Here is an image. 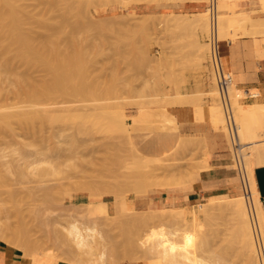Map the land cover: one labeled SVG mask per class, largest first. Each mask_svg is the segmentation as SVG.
Wrapping results in <instances>:
<instances>
[{
  "label": "rangeland",
  "instance_id": "obj_1",
  "mask_svg": "<svg viewBox=\"0 0 264 264\" xmlns=\"http://www.w3.org/2000/svg\"><path fill=\"white\" fill-rule=\"evenodd\" d=\"M26 1L27 2L23 1L25 2V6L22 3V7H25V9L27 7V11L29 9V12L31 13H39L38 17L41 15L43 17V15L48 13L46 17L49 16L50 23V17H53L54 26H52V23L48 26L50 23L44 21L47 23L46 26L53 28V33L55 31L57 32V29L62 30L58 32L60 35L57 33L54 35V37H56L54 40L58 39L57 42L59 41V43H61V46L56 47L60 48L57 49V51L59 55L62 54L65 56L64 53L67 52L65 50L68 48L70 54H68L67 58L69 60L70 58L72 59L70 61L67 60V58H65V61L58 60L61 65L65 64L62 68L68 67V69L71 70L70 73H72V68L74 66L75 68H79L76 66H79L80 64L84 65V67L86 66V77L84 75H82L84 78L81 77L85 82V85H83L84 83L82 82L83 89L84 86H87V83L91 84L88 86L94 88L90 92L85 91L86 94L84 92L82 93L83 89L80 90V92H74L73 90L75 88L73 90L71 89V91L65 89L64 92V88L66 87L64 84L65 87L62 89L63 94L60 93L55 96L53 94V105L58 108V111H56L57 109L53 106L55 112L53 111L54 125L51 124L52 128L50 127L51 125L43 124L46 123L45 121H47V119H44V122L40 120L43 122V125H41V123L40 125H35L37 120L34 122L35 124L32 123L34 124L33 126L31 122H29L28 125L27 123H20L19 121L22 120L21 122H23L24 118L20 119V116L15 117L13 115L17 116L20 111H25L27 109L32 110L35 107L32 108L31 106H26L28 104L25 102L24 97L26 96L25 92L27 91V88H24L23 86L22 90L21 86L17 87L19 86L18 82H20L23 77L30 76L29 78H31V81H35L34 83H36L41 79H46V76L48 75H46L47 73H44L45 71L43 68L41 69V67H37V69H35V67H33L34 69H31V67L27 68V64L22 60H15V62L11 64L13 67L10 66L8 68L9 70L7 69L8 71H6V68L2 66V61H0V76H6L5 78L0 77V113L6 114V111H8L7 114L12 116L10 118V120L12 119L10 126L3 124V126L1 125L0 127V226L3 231L0 230V237L7 241L11 240L12 243L19 244L21 247L20 239H16V242H14V238H16L17 235H14L13 237L14 241H12L11 238L15 233L12 229L18 230L21 226L20 224H23L26 226V229L28 228L27 231L29 235L27 234V236H29V238L28 240L26 238L27 243H23L24 239L22 238L23 240L21 243L30 252L32 251V255L40 254L51 258H57L59 260L69 261L74 264H117L127 261L140 262L142 264H193L190 259H196L203 264L250 263L252 253L250 254L249 250L245 252L242 245H240L237 222L232 215L234 203L237 199H246V194L248 195V189L246 190L243 185L246 173L242 171V174H238V170L235 169L237 167L235 165L237 161L236 159L240 157L239 160H241V158L245 156L243 153L246 151L240 153L238 150L240 145L235 148L232 146L231 140H229L230 137L228 136L229 133L227 132L228 128H226L227 123L225 116L224 125H222L223 127H216L210 122L205 108L215 103L212 100V94L209 92L212 89L213 84L214 86L216 85L215 74H212L214 77L211 76L214 79L210 78L212 73L210 70L213 71L210 62L211 53L209 52V49H206V52L204 51L205 58L202 59L199 58L200 56H204L202 52L200 54H194L198 47L200 49L201 45L210 42L209 35L211 36V32H209L208 35L203 34L204 36L201 35V33H203L201 28V32H198L197 35L194 33L195 36L192 32L190 33L189 29H182L183 31L179 30L180 33L177 32L178 30L164 32L163 29L159 30L160 28L156 25L157 29H154L155 27L153 24V27L151 24L147 27L149 30L145 27L137 28L138 26L135 27L134 25V28H131L132 24L129 26L128 24L130 22H127L128 19L131 18L130 16H132V18L136 16L137 18H140L144 15L152 16V19L151 17L149 18L151 20H156L159 17L156 15H160V13H136L134 10L130 9V7L135 4L127 8H122L118 12L111 13L106 12L104 9H99L97 0H91V2L90 0H83L82 2L80 0ZM111 1L122 7V2L125 0ZM205 1L208 2L209 0ZM53 2H56V4L54 5ZM28 4L30 5L28 6ZM71 5H76L75 7L77 9L73 7L75 8L73 10L74 12L71 11L73 9L71 8ZM78 9L81 12H78ZM48 10H50V13ZM75 10L78 13L75 12ZM256 11L257 9H253L252 12ZM123 17L128 18L125 19ZM207 17L211 18L210 13H208ZM47 19L48 18L45 20ZM208 20L211 22V19ZM30 23V25H34L33 21ZM43 26L44 28H47L45 24ZM39 27L40 29H37L38 35L36 34L37 39H41L48 33V31L50 32V29L52 33V28L47 29L48 31L46 33V29L44 32L43 29L41 30L43 27L41 25ZM230 27L231 29H229V31L232 32V34H237L234 35V40L239 37H246L252 41L254 36L264 37V33H258L259 35L248 33L243 36L240 34V36L238 34L240 31L236 26ZM111 31H113V34H111ZM56 34L60 37L57 38L58 36ZM137 34H139V36ZM101 36L102 38H100ZM206 36L208 37L206 38ZM196 38L198 39L197 42ZM128 40H130V42ZM106 41L109 44L108 46ZM179 41L181 43L186 42L185 44L188 45L186 46L183 43V46ZM73 42L76 44H73ZM195 42H199L198 44L200 46H197ZM101 43L102 45H100ZM221 43L220 46L223 53L225 45ZM58 44L56 43L55 45ZM175 44L176 46H174ZM105 45L106 47H104ZM207 45L202 47L204 48L203 50H205L206 47L209 48L210 45ZM77 46H79L78 50L76 48ZM182 46L184 48H182ZM96 49L101 51H97ZM185 49L186 52H184ZM70 50H72V52ZM79 50L80 55L78 53ZM83 50L86 52L83 53L84 55L82 56L81 54ZM255 52V55L259 57L260 50L256 51L255 49ZM206 53L209 54L208 57H206ZM71 54H74V57H72ZM70 55L71 57L69 58ZM172 55L176 59H174ZM75 60H79L80 64L77 65ZM58 61L56 62L58 63ZM63 61L66 62L67 65L66 63H63ZM81 61L83 63H81ZM84 61H86V63L88 62L89 65H85ZM174 61L177 62L174 63ZM243 61L249 63V61L258 62L259 60ZM54 62L55 60L53 63ZM57 63L56 65H53L58 68L60 64L57 66ZM197 64L199 65L197 66ZM84 67L81 66V69ZM68 69H65L64 71L66 72ZM12 70H14L13 74L10 72ZM228 70L233 73L234 84L236 81L235 72L232 69ZM247 70H250V67ZM254 70H256V68H254ZM76 71L79 72L78 69ZM65 72H62V74L64 75ZM70 73L68 75H70ZM73 73L75 74V72ZM20 76L23 77L21 78ZM75 76H77V74L71 75L73 79ZM65 77H67V75ZM71 77H69V79H71ZM79 77L80 76H78V79L76 77V79L79 80ZM18 78H20V81H17ZM130 78L132 80L131 83ZM133 78H135V80ZM53 79H55V77ZM73 79L71 80V82L73 81V87L74 85L75 87L79 86L81 80L76 82L77 80L75 81V79ZM26 80L28 79L25 78V81ZM213 80H215V82ZM28 81H30V79ZM54 81L55 80H53V82ZM251 81L252 80L237 84V87L242 89V92H245V94L242 93L240 95L241 97H238L239 102L243 104L250 102H264L262 90L256 88L255 85L250 84ZM21 83L24 82L21 81L20 85H25ZM25 83V86H27V81ZM121 83L123 85H121ZM67 84L71 86L70 80L66 85ZM215 87H217V85ZM24 89L26 91H24ZM77 89L79 88L77 87ZM66 90L68 91L67 93ZM17 92H20L21 95ZM250 92L257 93V95L251 97V95H249ZM22 93L25 94V96ZM72 93L74 95L77 94V97ZM143 94H145V96H143ZM19 95L20 98L18 97ZM178 96H187L186 98L189 99H177ZM151 99H153V101ZM54 101L55 103L57 102V104H54ZM220 104L223 109L221 99ZM105 105L108 106L105 107ZM186 105L193 106L196 113V119H207L211 123L213 130L226 142V146L231 155V161L228 167L235 172L233 178L234 189H231L227 193L213 194L215 197L219 198L220 207L218 205L212 213H206L205 216H199V219L197 218L198 220H195L196 218H194L193 220L195 221L191 220L188 222L187 219L190 218V216L184 217L181 212V207L163 206L155 208L154 206H148L145 208H135L139 214L136 215L137 213L134 214L132 209L129 210L134 205L133 197L146 194L156 188L171 187H159L156 186V184L169 183L174 176H178L179 179H181L180 177H183L189 180L191 173L207 168L206 155L204 154L208 153L209 150L204 139L188 137L181 139L177 147L172 148L169 153L162 157H147L139 152L133 145L132 141L127 139L125 135L120 132L117 124L114 122L115 118L121 115V113L123 115L125 113L126 116H124L126 117V121L128 125H130L129 120L132 115L143 109L175 110ZM66 106L71 108H64ZM232 106L234 107L233 112L236 114L237 109L234 105ZM65 109L73 110L64 112ZM78 114H81L79 118L77 117L79 116ZM75 116L78 118L77 120H79L81 116L83 120L84 116V120L87 119V121L85 120L86 122H81V119V121H77L75 120ZM17 118H19V120ZM40 121L37 122L39 123ZM260 138H264V133H261ZM230 148H233V152ZM235 149H237V155ZM257 163V161L254 162L256 166L255 174L258 168L264 167L257 166ZM183 180L185 182L180 180L181 183L179 185L186 183V180ZM208 198L209 196L204 197L202 200L193 203L190 207H198V204L201 203L203 205L207 204L209 203ZM262 201L264 202V198ZM92 202H96V204H94L97 207L99 203H102L101 205L105 208H102V206L99 205L100 208L98 209ZM174 211L177 213L176 215L172 213ZM140 212H142L145 218V225L143 224L144 222H142V225L140 224L142 219L140 217L139 220V216L141 215ZM178 213L180 214V217L178 216ZM207 214L210 217H208ZM134 217H138L137 220L140 222L137 220L135 222H133L134 220L130 221ZM5 223L6 225L8 224L5 226L6 229L4 228ZM73 223H76V225L84 229L91 228L97 233L99 243L96 241L93 244L95 246H93L92 252V249H88L90 252L83 253L84 250L78 248L76 242L73 243L74 241L70 239L69 229H71ZM2 224L4 225L2 226ZM138 224H140V227ZM134 225L138 227H135ZM7 227H11V229L7 230ZM141 232L143 233L141 234ZM146 236H149L148 239ZM133 237L139 241H136ZM19 238L21 237L19 236ZM128 241H130V243ZM176 241L178 242L177 246L172 247L175 256L172 258H170L169 255L165 256V253L163 252L165 246ZM255 241L254 245L257 246L255 248L258 249L259 246ZM143 242L144 244L146 243L145 246ZM123 243L125 245H123ZM116 246H119L117 250L115 249ZM263 246L264 244L261 248H263ZM138 247L140 249L144 248V250H140ZM120 248L121 253L119 250ZM85 250L87 251V249ZM29 251L25 252V256L28 255L27 258L32 256H29ZM103 252H105L104 262L100 261ZM112 254H118L120 256L113 257ZM79 255L83 256L82 260H80ZM260 263L261 262H259V264Z\"/></svg>",
  "mask_w": 264,
  "mask_h": 264
},
{
  "label": "bare ground",
  "instance_id": "obj_2",
  "mask_svg": "<svg viewBox=\"0 0 264 264\" xmlns=\"http://www.w3.org/2000/svg\"><path fill=\"white\" fill-rule=\"evenodd\" d=\"M23 1H25V2H27L26 0H0V61H2V66L4 67V68H6L5 70L6 71H8L9 69V67L11 66V64H13L14 62H15V60H22L23 62H25V64H27V68L29 67H31V69L33 68V67H35V69H37V67L38 68H40L41 67V69L43 68L44 69V73L46 74V75H48V76H46L45 78L46 79H41L42 80V82H41V80L40 81H37L38 83H39V85H38V83L36 84V83H34L33 81H31V78H29V77H25L26 79H30V81H28V80H26L27 81V86H25L26 85V81H25V78L23 77V76H20L21 78H22V82H24V83H21V84H25V85H20V78H18V80L17 81H20V82H18L19 83V86H17V87H20L21 86V89L23 90V86H24V88L26 87L27 89V91L24 89V91H26L25 93H26V96H25V94H23L25 97V102H27V104L28 105H26V106H31L32 108H34V109H32V110H25V111H20V113L19 114H17V116L16 115H13V116H15V117H19L20 116V119H23L24 121H27V122H21L22 120H20L19 122L20 123H24V124H26L27 123V125H28V123L29 122H31V124L32 123H34L36 120L37 121H40V120H46L47 119V121H45L46 123H43L42 121H40L39 123L36 121L34 124L35 125H40V123H41V125H51V124H53L54 125V122H53V111H54V109H53V94H54V96L55 95H57V94H60V93H62L63 94V92H62V89H63V87H65L64 88V92H65V89H68L69 91H71V89L73 90L74 88L75 89H77V87L79 88V89H77V90H73L74 92H76L77 93V91H79L80 92V90H82L83 89V85H85V82H84V79H81V77H82V75H84L85 76V73L87 72H85V67H84V65H81L80 63H79V60L77 61V60H75V62H76V64L77 65H79V66H76V67H79V68H75V66L72 68L73 69V72H75V74L73 73H70V69H68V67L67 66H65V67H67V68H62V66H64L65 64H63V65H61L60 64V61H58V60H66L65 58H67L68 57V54H70L69 53V51H68V48H66V50L65 51H67V52H62V53H64L65 54V56H63L62 54H61V50L59 51L60 52V54L63 56V58H62V56L61 55H59V53H58V51H57V49H60V48H56V47H59V46H61V43H59V41L57 42V40H54L56 37H54V35H55V33H57L58 35H60L58 32H60V31H62V30H58L57 29V32L55 31L54 33H53V28L52 27H48V26H50L51 25V23L53 24V17H50L51 18V23L49 22V16H47L46 17V15L48 14L47 12V14L46 15H43V17H42V15L40 16V17H38V15H39V13H37V14H35V13H31V12H29L30 10L28 9V11H27V7H26V9H25V7L23 8L22 6L24 5V3L25 2H23ZM29 1V0H28ZM33 1V0H32ZM35 1V0H34ZM50 1V0H49ZM53 1H56V0H53ZM63 1H66V0H63ZM72 1V0H71ZM81 2L83 1V0H80ZM85 1V0H84ZM89 1V0H88ZM144 2L145 0H125L124 2H122L123 4H122V7L121 8H127V7H129V6H132L133 4H137V3H140V2ZM154 1V0H153ZM175 1H179V0H175ZM30 2H31V0H30ZM68 2V1H67ZM80 2V3H81ZM90 2H91V0H90ZM142 2V3H143ZM261 5H262V7H264V0H261ZM22 3H23V5H22ZM37 3V2H36ZM40 3V2H39ZM59 3H61V2H59ZM70 3V2H69ZM68 3V4H69ZM30 4H32V3H30ZM30 4H28V6L30 5ZM47 4V3H46ZM53 4L55 5L56 4V2H53ZM62 4V3H61ZM65 4V3H64ZM33 5V4H32ZM31 5V6H32ZM35 5V4H34ZM59 5V4H58ZM63 5V4H62ZM61 5V6H62ZM66 5V4H65ZM64 5V6H65ZM82 5V4H81ZM80 5V6H81ZM88 5V4H87ZM25 6V5H24ZM63 6V7H64ZM76 6V5H75ZM75 6H72L71 5V8H73V7H75ZM78 6V5H77ZM79 6V7H80ZM35 7H37V6H35ZM78 7V8H79ZM50 8V7H49ZM55 8V7H54ZM65 8V7H64ZM70 8V7H69ZM76 8V7H75ZM75 8H73L71 11H73ZM77 9V8H76ZM34 10H35V8H34ZM45 10H46V8H45ZM52 10V9H51ZM82 10V9H81ZM86 10V9H85ZM133 10V9H132ZM49 11V13H50V10H48ZM54 11V10H53ZM64 11V10H63ZM68 11V10H67ZM80 10L78 9V12H79ZM208 11V12H207ZM207 11H204V12H201V13H198V14H176V13H170V14H160V15H156V16H159L157 19H156V17H155V19L156 20H151L152 19V16H141L140 18H137V16L136 17H133L132 18V16H130L131 18H129L128 19V21L127 22H130L128 25L130 26L131 24H132V27L131 28H134L133 27V25L136 27V26H138L137 28H142V27H145L146 29H148L147 27H149V25L151 24V26L153 27V25H154V29H157L156 28V26L157 27H159L160 29L159 30H161V29H163L164 30V32L165 31H168L169 32V30H170V32H173V30H178L177 32H179L180 33V31L179 30H182V29H189L190 30V33L192 32L193 33V35L195 36V34L197 35V33L198 32H203V33H201V35H208L209 34V32H211L212 31V23L210 22V20H208V19H211V18H208L207 17V15H208V13H210V11H209V9L207 10ZM231 11H234V12H231ZM247 10H243V11H236L235 10V8H234V4L232 3V2H230L229 4H221V3H218V0H217V23H216V30H217V37H218V40L219 41H221V40H223V39H226V38H231V39H235V36L234 35H237V34H232V32H230L229 31V29H231V27L230 26H236V28H238L239 29V31L240 32H238V34L240 35H246V34H248V33H251V34H254V35H259L258 33H264V16H253L252 15V13H249V15L248 16H242V17H239V18H237V17H234L233 15L234 14H238V13H245ZM74 12V11H73ZM75 12H77L76 10H75ZM77 12V13H78ZM81 12V11H80ZM257 12V11H256ZM72 13V12H71ZM35 14V15H34ZM52 14V13H51ZM57 14V13H56ZM37 15V16H36ZM132 15V14H131ZM203 16V18H202V16ZM51 16V15H50ZM53 16V15H52ZM64 16V15H63ZM139 16V15H138ZM192 16V17H191ZM197 16V17H196ZM200 16V17H199ZM44 18V19H42V18ZM69 17V16H68ZM149 17H151V19L149 18ZM46 18H48L47 20H45ZM123 18H128V17H123ZM67 19V18H66ZM69 19V18H68ZM153 19H154V16H153ZM31 21H33V23H34V25H30L31 23ZM48 22V23H50V24H48V26H46L47 25V23H45V22ZM37 25V27H36V25ZM45 24V26L47 27V28H44V25ZM56 24V23H55ZM64 24V23H63ZM153 24V25H152ZM233 24V25H232ZM42 26L43 28H41V30L43 29V31L45 32V29H46V33H47V29H49V28H52V33H51V29H50V32L48 31V33L47 34H45L41 39H37L36 38V34H37V32H38V30L37 29H40V27L39 26ZM58 25V24H57ZM74 25H75V23H74ZM93 25V24H92ZM156 25V26H155ZM230 25V26H229ZM52 26H54V24L52 25ZM150 26V27H151ZM88 27V26H87ZM74 28V27H73ZM93 28V27H92ZM110 28V27H109ZM200 28H201V31H200ZM232 29H235V28H232ZM56 30V29H55ZM74 30V29H73ZM108 30H110V29H108ZM107 30V31H108ZM149 30V29H148ZM188 30V31H189ZM191 30H193V31H191ZM67 31H69V30H67ZM103 31V30H102ZM139 31V30H138ZM183 31V30H182ZM185 31V30H184ZM231 31H233V30H231ZM98 32V31H97ZM100 32V31H99ZM113 31H111V34H113L112 33ZM67 33V32H66ZM65 33V34H66ZM92 33V32H91ZM96 33V32H95ZM103 33H105V32H103ZM108 33V32H107ZM181 33H183V32H181ZM195 33V34H194ZM237 33V32H236ZM56 34V35H57ZM64 34V35H65ZM93 34V33H92ZM172 34V33H171ZM188 34H189V32H188ZM38 35V34H37ZM57 35V36H58ZM86 35V34H85ZM108 35V34H107ZM138 36H139V34H137ZM184 35V34H183ZM203 35V36H204ZM240 35V36H241ZM176 36H177V34H176ZM186 36V35H185ZM191 36H192V34H191ZM193 36V37H194ZM54 37V38H53ZM60 36H58L57 38H59ZM189 37V36H188ZM208 36H206V38H207ZM237 37V36H236ZM72 38V37H71ZM100 38H102V36L100 37ZM132 38V37H131ZM135 38V37H134ZM181 38V37H180ZM209 38H210V35H209ZM208 38V39H209ZM187 39V38H186ZM192 39V38H191ZM190 39V40H191ZM53 40H54V42H53ZM72 40V39H71ZM73 40H74V38H73ZM81 40V39H80ZM101 40V39H100ZM131 40V39H130ZM130 40H128L129 42H130ZM137 40V39H136ZM180 40V39H179ZM210 40V39H209ZM70 41V40H69ZM82 41V40H81ZM186 41V40H185ZM198 41V39L196 38V42ZM201 41V40H200ZM77 42H78V40H77ZM84 42V41H83ZM87 42V41H86ZM85 42V43H86ZM101 42V41H100ZM105 42V41H104ZM128 42V43H129ZM168 42H170V41H168ZM173 42V41H172ZM180 42V41H179ZM183 42V41H182ZM195 42V43H196ZM208 42V41H207ZM58 44V45H55V44ZM106 43H107V41H106ZM178 43V42H177ZM181 43V42H180ZM184 44L186 43V42H183ZM183 43H181V45H183L184 46V44ZM199 43V42H198ZM198 43H196V45L197 46H200ZM210 43V42H209ZM209 43H207V44H209ZM71 44H72V42H71ZM73 44H76V43H74L73 42ZM82 44V43H81ZM135 44H136V42H135ZM172 44H174V43H172ZM179 44V43H178ZM202 44V43H201ZM206 43L205 44H203V45H201L200 46V49H199V47H198V49H197V51H196V53H194V54H200L201 52H202V54L204 55V56H200V55H198V56H200L199 58H205V52H206V49H209L210 50V44L209 45H207ZM54 45H55V47H54ZM100 45H102V43L100 44ZM109 44L107 43V46H108ZM129 45H130V43H129ZM186 45V44H185ZM188 45V44H187ZM186 45V46H187ZM191 45H193V44H191ZM204 45L206 46H209V48H205V50H203L204 48H202V47H204ZM69 46H70V44H69ZM131 46V45H130ZM129 46V47H130ZM174 46H176V44L174 45ZM182 46V48H184ZM194 46H195V44H194ZM197 46H196V48H197ZM72 47V46H71ZM74 47H75V45H74ZM78 47L79 46H77L76 48H77V50H78ZM81 47V46H80ZM100 47V46H99ZM98 47V48H99ZM104 47H106V45L104 46ZM134 47H135V45H134ZM181 47V46H180ZM75 48V49H76ZM138 48V47H137ZM171 48V47H170ZM195 48V47H194ZM196 48H195V50H196ZM56 49V50H55ZM63 49H65V48H63ZM85 49V48H84ZM100 49V48H99ZM98 49V50H99ZM105 49V48H104ZM109 49V48H108ZM173 49V48H172ZM190 49V48H189ZM193 49V48H192ZM97 50V49H96ZM97 50V51H98ZM105 50H107V49H105ZM180 50H181V48H180ZM199 50V51H198ZM208 50V51H209ZM71 52H72V50H70ZM99 51H101V50H99ZM205 51V52H204ZM86 51H82V56L84 55L83 53H85ZM127 52H128V50H127ZM170 52H172V51H170ZM177 52H179V51H177ZM184 52H186V49L184 50ZM198 52V53H197ZM210 52V51H209ZM79 55H80V50H79ZM77 53V54H78ZM99 53V52H98ZM97 53V54H98ZM131 53V52H130ZM133 53V52H132ZM180 53V52H179ZM188 53V52H187ZM66 54H67V56H66ZM75 54V53H74ZM74 54L72 55V57H74ZM76 54V55H77ZM107 54V53H106ZM178 54V53H177ZM71 55L69 56V58L71 57ZM75 55V56H76ZM87 55H88V53H87ZM102 55V54H101ZM174 55V54H173ZM172 55V56H173ZM178 55H180V54H178ZM186 55V54H185ZM189 55V54H188ZM208 53H206V57H208ZM60 56H61V58H60ZM97 56V55H96ZM118 56V55H117ZM120 56V55H119ZM161 56V55H160ZM183 56V55H182ZM191 56H194V55H191ZM79 57V56H78ZM102 57V56H101ZM104 57H106V56H104ZM187 57H189V56H187ZM83 58V57H82ZM99 58V57H98ZM125 58V57H124ZM133 58V57H132ZM173 58H174V56H173ZM189 58H191V57H189ZM210 58V57H209ZM74 59V58H73ZM89 59V58H88ZM119 59H120V57H119ZM146 59V58H145ZM169 59H170V57H169ZM174 59H176V58H174ZM184 59V58H183ZM182 59V60H183ZM194 59H195V57H194ZM3 60H5V61H3ZM14 60V61H13ZM55 60V62L56 61H58V63H57V66L60 64V66L57 68V67H54L55 65H56V63L54 62L53 63V61ZM67 60H69L68 58H67ZM70 60H72L71 58H70ZM69 60V61H70ZM118 60V59H117ZM129 60V59H128ZM136 60V59H135ZM173 60V59H172ZM181 60V59H180ZM191 60V59H190ZM200 60V59H199ZM63 61V63H66V62H64ZM68 61V62H69ZM62 62V61H61ZM78 62V63H77ZM175 62H177V61H174V63ZM1 63V62H0ZM70 63V62H69ZM73 63V62H72ZM81 63H83L82 61H81ZM91 63V62H90ZM141 63V62H140ZM199 63V62H198ZM53 64H55V65H53ZM84 64L85 65H87L88 64V62L86 63V61H84ZM145 64V63H144ZM144 64H142V65H144ZM66 65H67V63H66ZM72 65V64H71ZM89 65V64H88ZM138 65V64H137ZM136 65V66H137ZM176 65H178V64H176ZM199 64H197V66H198ZM69 66V65H68ZM81 66L82 67H84V68H82L81 69ZM133 66V65H132ZM172 66H173V64H172ZM183 66H184V64H183ZM212 66V65H211ZM11 67H13V66H11ZM61 67V68H60ZM88 67V66H87ZM142 67V66H141ZM144 67V66H143ZM186 67V66H185ZM184 67V68H185ZM1 68V67H0ZM60 68V69H59ZM69 68H71V67H69ZM180 68V67H179ZM212 68V67H211ZM8 69V70H7ZM12 69V68H11ZM34 69V68H33ZM65 69H68V71L66 70V72L64 71ZM78 69V71L80 72H77L76 70ZM81 69V70H80ZM116 69V68H115ZM136 69V68H135ZM139 69V68H138ZM174 69H175V67H174ZM206 69V68H205ZM61 70H63V71H61ZM75 70V71H74ZM83 70H84V72H83ZM118 70V69H117ZM13 71L14 70H12V71H10V72H12V74H13ZM173 71H175V70H173ZM180 71H183V70H180ZM212 73H211V75H210V78H212V77H214V76H212V74L214 75V71H212V70H210ZM62 72L64 73L65 72V74L63 75L62 74ZM114 72H115V70H114ZM140 72V71H139ZM198 72V71H197ZM209 72V71H208ZM32 73V72H31ZM70 73V75H68ZM79 73V74H78ZM116 73V72H115ZM114 73V74H115ZM55 76H54V75ZM77 74V76H75V81L78 79V76H80L79 78V80H81L80 81V85L79 86H76L75 87V85H74V87H73V85H72V82H71V80L73 79L72 77H71V75H76ZM81 74V75H80ZM134 74V73H133ZM208 74V73H207ZM4 75V74H3ZM44 75V74H43ZM67 75V77H65ZM110 75V74H109ZM175 75V74H174ZM5 76V75H4ZM12 76V75H11ZM63 76H64V78H63ZM71 77V79H69V77ZM84 76L82 77V78H84ZM127 76V75H126ZM136 76V75H135ZM212 76V77H211ZM0 77H2V75L0 76ZM6 77V76H5ZM5 77H2V78H5ZM33 77V76H32ZM41 77H43V76H41ZM49 77V78H48ZM55 77V79H53ZM76 77H77V79H76ZM86 77V76H85ZM138 77V76H137ZM207 77H208V75H207ZM1 78V79H2ZM66 78V79H65ZM11 79V78H10ZM9 79V80H10ZM65 81H64V80ZM70 80V83H71V86L69 85V84H67L66 85V83H68L69 82V80ZM73 79V80H74ZM134 80H135V78H133ZM212 79H214V78H212ZM53 80H55L54 82H53ZM79 80H77L76 82H78ZM99 80H101V79H99ZM159 80V79H158ZM68 81V82H67ZM113 81V80H112ZM131 78H130V83H131ZM214 82H215V80H213ZM213 81H211V82H213ZM29 82V83H28ZM31 82V83H30ZM82 82L84 83L83 85H82ZM134 82V81H133ZM54 83V84H53ZM97 83H98V81H97ZM96 83V84H97ZM64 84H65V86H64ZM74 84V83H73ZM113 84V83H112ZM184 84V83H183ZM216 84V83H215ZM77 85V84H76ZM87 86H84V89L82 90V93L84 92L85 93V91L86 92H90V91H92V89L94 88V87H90V86H88V85H91V84H89V83H87L86 84ZM121 85H123L122 83H121ZM212 85V84H211ZM53 86H55V87H53ZM115 86H116V84H115ZM216 86V85H215ZM214 86V84H213V86H212V89L210 90V92L209 93H211L212 94V100L215 102L214 104H212L211 106H209V107H206L205 108V111L208 113V118L210 119V122L214 125V126H216V127H220V126H222V125H224V113H223V110L224 109H222V107H221V104H220V96H219V92H218V90H217V87H215ZM69 87V88H68ZM71 87V88H70ZM82 87V88H81ZM119 87V86H118ZM143 87V86H142ZM14 88V87H13ZM132 88V87H131ZM111 89V88H110ZM116 89V88H115ZM115 89H112V90H115ZM12 90H15V89H12ZM11 90V91H12ZM21 90V91H22ZM55 90V91H54ZM24 91H22V92H24ZM72 91V92H73ZM133 91V90H132ZM152 91V90H151ZM231 92H230V100H231V103H232V105H234L235 106V108L237 109L236 110V114H234V118H235V121H236V123H237V127H238V138H239V144H240V147H239V152L240 153H243V151H246L245 153H243V154H245V156H243V158H241V160H239V158H237L236 160V166L238 167V168H240L242 171H244L245 173H246V177H245V181H246V184H247V189H248V195L246 194V199H244V198H240V199H237V201L234 203V209H233V216H234V219L236 220V222H237V227H238V232H239V240H240V245H242V248H243V250L245 251V252H247L248 250L250 251V254L252 253V257H251V260H250V263H248V264H259V262H261V251H260V248H258V249H256L255 247H257V246H255L254 245V241H255V235H256V233H255V226H254V221H253V219L255 220V222H256V225H257V228H258V231H259V234H260V236H261V239H262V241H263V244H264V211H263V208H262V204H261V201H260V194H261V191H260V188H259V185H258V181H257V177H256V174H255V168H256V166H255V164H254V162L255 161H257L258 163V165L257 166H264V138L263 139H261L260 137H261V133H264V102H250V103H247V104H243V103H240L239 102V99H238V97L242 94V93H244L245 94V92H242V89H239L238 87H237V83L235 82L232 86H231V90H230ZM56 94H55V93ZM68 91L66 90V93H67ZM73 92V93H74ZM78 92V93H79ZM138 92H139V90H138ZM156 92V91H155ZM1 93H2V91H1ZM16 93V92H15ZM18 94H20L21 95V93L20 92H17ZM65 93V94H66ZM71 93V92H70ZM72 93V94H73ZM119 93V92H118ZM151 93V92H150ZM69 94V93H68ZM86 94V93H85ZM155 94V93H154ZM156 94H158V93H156ZM210 94V95H211ZM247 94V93H246ZM251 94H253V96H256L257 95V93H251L250 92V94L249 95H251ZM260 94V93H259ZM20 95L18 96L19 98H20ZM70 95V94H69ZM74 95V94H73ZM76 95V97H77V94H75ZM74 95V96H75ZM133 95V94H132ZM142 95V94H141ZM152 95V94H151ZM202 95V94H201ZM205 95V94H204ZM16 96V95H15ZM78 96H80V95H78ZM143 96H145V94H143ZM4 97H5V95H4ZM62 97V96H61ZM71 97V96H70ZM83 97H85V96H83ZM187 97V96H186ZM185 96L184 97H177V99H180V98H182V99H189V98H186ZM241 97V96H240ZM22 98V97H21ZM57 99V98H56ZM71 99V98H70ZM45 100H50V101H45ZM60 100V99H59ZM152 101H153V99H151ZM23 101V100H22ZM156 101H158V100H156ZM189 101V100H188ZM0 102H1V100H0ZM4 102V101H3ZM24 102V103H25ZM60 102V101H59ZM154 102H155V100H154ZM211 102V101H210ZM209 102V103H210ZM24 103H23V105H24ZM152 103V102H151ZM6 104V103H5ZM21 104V103H20ZM54 104H57V102L55 103V101H54ZM143 104H144V102H143ZM1 105V104H0ZM205 105V104H204ZM7 106H8V104H7ZM12 106V105H11ZM14 106V105H13ZM70 106V105H69ZM106 106H108V105H105V107ZM55 107V106H54ZM12 108V107H11ZM57 110L56 111H58V108L57 107H55ZM64 108H67V109H69V108H71V107H64ZM234 108V107H233ZM5 109H7V108H5ZM4 109V110H5ZM61 109H62V107H61ZM61 109H60V111H61ZM70 110H73V109H70ZM70 110H64V112L65 111H70ZM198 110H199V108H198ZM11 111V110H10ZM63 111V110H62ZM200 111V110H199ZM234 111V110H233ZM7 113H8V111H6ZM22 112V113H21ZM55 112V111H54ZM201 112V111H200ZM2 114V113H0V127H1V125L3 126V124H6V125H8V126H10L11 125V120H10V118L12 117V116H10V114ZM75 114H77V113H75ZM74 114V115H75ZM198 114H200V113H198ZM79 116H77L78 118L80 117V115L81 114H78ZM83 115V114H82ZM124 115L126 116V114L124 113ZM122 113H121V115H119V116H117L116 118H115V123L117 124V126H118V128H119V130H120V132H122L124 135H125V137L127 138V139H130V125H128V123H127V121H126V117L124 116ZM55 116V115H54ZM70 116H72V115H70ZM199 116V115H198ZM198 116H197V118H198ZM78 118H76V116H75V120H77ZM86 118V117H85ZM15 119V118H14ZM18 120H19V118H17ZM26 119V120H25ZM39 119V120H38ZM55 119V118H54ZM81 120H82V116H81V118H80ZM79 119V120H80ZM79 120H77V121H79ZM80 120V121H81ZM86 121H87V119H85ZM84 120V116H83V120L81 121V122H86ZM10 121V122H9ZM55 121V120H54ZM43 123V124H42ZM48 123H50V124H48ZM23 124V125H24ZM30 124V125H31ZM34 124H32V126L34 125ZM84 124V123H83ZM227 125V124H226ZM21 126V125H20ZM24 126H26V125H24ZM23 127V126H22ZM29 127V126H28ZM43 127V126H42ZM41 127V128H42ZM45 127V126H44ZM47 127V126H46ZM51 128H52V125L50 126ZM223 127V126H222ZM38 128L40 129V127L38 126ZM51 128H50V130H51ZM227 128V127H226ZM43 129V128H42ZM221 129H223V128H221ZM9 130V129H8ZM3 131V130H2ZM223 131V130H222ZM224 131H225V129H224ZM10 132H11V130H10ZM39 132H41V131H39ZM43 132V131H42ZM228 132V131H227ZM49 133V132H48ZM226 133V132H225ZM227 136V135H226ZM229 136V135H228ZM47 137V136H46ZM122 137V136H121ZM183 137V136H182ZM123 138V137H122ZM227 138V137H226ZM49 139V138H48ZM227 140H228V138H227ZM230 140V139H229ZM40 141H42V140H40ZM23 143V142H22ZM21 143V144H22ZM42 144V143H41ZM229 144V143H228ZM26 145V144H25ZM114 145V144H113ZM230 146V145H229ZM228 146V147H229ZM256 147H258V148H256ZM23 148V147H22ZM231 149V148H230ZM233 149V148H232ZM232 149H231V151H232ZM50 150V149H49ZM48 150V151H49ZM229 151V150H228ZM233 152V151H232ZM235 153H236V155H237V149H235ZM204 155H206V160H207V164H206V166H207V168H208V166H209V163H208V160H209V158H210V153L208 152V153H205ZM239 155V154H238ZM237 157V156H236ZM2 158V157H1ZM50 158V157H49ZM154 159V158H153ZM204 159V158H203ZM230 159V158H229ZM2 161V160H1ZM201 161V160H200ZM205 162V161H204ZM203 162V163H204ZM3 164V163H2ZM192 164V163H191ZM197 164V163H196ZM260 164V165H259ZM201 167V166H200ZM196 169V168H195ZM208 169H210V168H208ZM41 170V169H40ZM46 170V169H45ZM52 170H53V168H52ZM49 171V170H48ZM45 174V173H44ZM40 175V174H39ZM42 176H43V174H42ZM174 176V175H173ZM178 176H174L173 177V179H172V181L171 182H167V183H159V184H156V186H159V187H165V186H175V185H179L180 183H181V181L180 180H182V181H184L183 179H185L186 180V182H188L189 180L188 179H186V178H183V177H180L181 179H179V177L177 178ZM183 178V179H182ZM185 182V181H184ZM182 185V184H181ZM48 193V192H47ZM47 198V197H46ZM55 199V198H54ZM37 200V199H36ZM219 200V198L218 197H215L214 195H210L209 196V198H208V201H209V203H207V204H198V207H190L189 205H187V206H184V207H181V212H182V214L184 215V217L185 216H190V218H188L187 219V221L188 222H190L191 220L192 221H195V220H198L199 219V216H201V215H204L205 216V214L206 213H212L215 209H216V207L219 205V202H220V200ZM49 202V201H48ZM93 203V202H92ZM95 204H96V202H94ZM93 203V204H94ZM94 204V205H95ZM102 204V203H101ZM100 203H99V205L100 206H102ZM98 205V204H97ZM98 205V207L95 205V207H97L98 209L100 208V206ZM15 206H16V204H15ZM20 206V205H19ZM39 207V206H38ZM219 207H220V205H219ZM102 208H105V207H103L102 206ZM102 208H101V210H102ZM123 209V208H122ZM127 209V208H126ZM133 210L134 211V214L135 213H137L136 215H139L138 214V212L136 211V209H135V206L133 205L129 210ZM104 211V210H103ZM120 211V210H119ZM124 211V210H123ZM100 212V211H99ZM126 212V211H125ZM175 212V211H174ZM174 212H172L173 214H177L176 212L174 213ZM180 212V213H181ZM18 213V212H17ZM118 213V212H117ZM117 213H115V214H117ZM141 213V215L139 216V220H140V217L142 218L141 219V225H142V222H144L143 224L145 225V218H144V216H143V214H142V212H140ZM171 213V214H172ZM221 213V212H220ZM120 214V213H119ZM172 214V215H173ZM181 214V216L183 217V215ZM210 215V214H209ZM224 215V214H223ZM178 216L180 217V214L178 213ZM207 216H208V214H207ZM22 217V216H21ZM108 217V216H107ZM133 217V216H132ZM208 217H210V216H208ZM221 217V216H220ZM135 218V219H134ZM132 220H130V221H133V222H135L137 219H138V217H134ZM194 218H196L195 220H193ZM198 218V219H197ZM216 218H219V217H216ZM213 219H215V218H213ZM222 219V218H221ZM114 220V219H113ZM139 220H137V221H139ZM142 220H144V221H142ZM1 222V221H0ZM23 222V221H22ZM140 222V221H139ZM131 223V222H130ZM138 223V222H137ZM217 223H218V221H217ZM20 224V223H19ZM25 224V223H24ZM120 224V223H119ZM140 224H138L139 225V227H140ZM216 224V223H215ZM1 225V224H0ZM4 224H2V226H3ZM8 225V224H7ZM6 225V223H5V225H4V228L6 229V227L5 226H7ZM12 225V224H11ZM21 226V229H20V227H19V229L18 230H14V229H12V231H14L15 233L13 234V236H12V241H14L13 240V237H14V235H19L21 238H19V236H18V238H17V236H16V238H14L15 239V241L14 242H16V239H20L21 240V242H22V240L24 239V241H23V243L25 242V243H27V240H28V238H29V236H27V234H28V231H27V229H26V226H24L23 224H20ZM144 225H143V227H144ZM135 226V225H134ZM133 226V227H134ZM135 227H138V226H135ZM142 227V228H143ZM219 227V226H218ZM114 228V227H113ZM8 229H11V227H7V230ZM124 229V228H123ZM141 229V228H140ZM0 230L2 231V228H1V226H0ZM144 230V229H143ZM217 230V229H216ZM1 231H0V234H1ZM142 231V230H141ZM146 231V230H145ZM3 232V231H2ZM125 232V231H124ZM136 232V231H135ZM9 233V232H8ZM13 233V232H12ZM126 233V232H125ZM137 233V232H136ZM143 232H141V234H142ZM4 235V234H3ZM29 235V234H28ZM126 235V234H125ZM124 235V236H125ZM149 235V234H148ZM69 236H70V239H72L74 242L73 243H75L76 242V246H78V248H81L82 250H84L83 251V253H88V252H90V250L93 248V246H95V245H93L96 241H98V243H99V239H98V237H97V233H95V231L93 230V229H91V228H86V229H84V228H81L80 226H78V225H76V223L74 224H72L71 225V229H69ZM9 237V236H8ZM66 237V236H65ZM147 237V239H148V237L149 236H146ZM10 238V237H9ZM23 238V239H22ZM26 238H27V240H26ZM64 238V237H63ZM127 238V237H126ZM129 238V237H128ZM136 238H137V236H136ZM136 238L135 237H133V239H135L136 240ZM138 238H139V235H138ZM132 239V240H133ZM142 239V238H141ZM3 240V239H2ZM9 240V239H8ZM139 240H140V238H139ZM139 240H136V241H139ZM145 240H146V238H145ZM238 240V239H237ZM70 241V240H69ZM6 242V241H5ZM9 242H10V244H11V240H9ZM19 242V241H18ZM17 242V243H18ZM20 242V245H21V248L24 250V252H28L29 250L26 248V247H24V245H22V243ZM71 242V241H70ZM129 243H130V241H128ZM146 242V241H145ZM256 242V241H255ZM6 243H8V241L6 242ZM133 243H134V241H133ZM136 243V242H135ZM16 244V243H15ZM66 244V243H65ZM139 244V243H138ZM143 244H144V242H143ZM146 244V243H145ZM145 244H144V246H145ZM177 244H178V242L176 241V242H174V243H171V244H169L168 246L166 245L165 246V249L163 250V252L165 253V256H168L169 255V257L170 258H172V257H174L175 256V253L172 251V247H176L177 246ZM256 244V243H255ZM17 245V244H16ZM56 245V244H55ZM75 245V244H74ZM123 245H125L124 243H123ZM137 245V244H136ZM18 246H19V244H18ZM57 246V245H56ZM121 246H122V244H121ZM120 246V247H121ZM131 246H132V244H131ZM134 246V245H133ZM139 246V245H138ZM67 247V246H66ZM118 247L119 246H116V250L118 249ZM136 247V246H135ZM142 247V246H141ZM139 248V247H138ZM146 248V247H145ZM85 249H87V251L85 250ZM88 249H90L89 251H88ZM140 249V248H139ZM138 249V250H139ZM141 249H143L144 250V248H141ZM140 249V250H141ZM35 250V249H34ZM34 250H33V252H34ZM120 250V253H121V248L119 249ZM93 251V249L91 250V252ZM134 251V250H133ZM30 252V251H29ZM48 252H49V250H48ZM77 252V251H76ZM113 252H115V251H113ZM118 252V251H117ZM116 252V253H117ZM263 252H264V246H263ZM53 253V252H52ZM81 253H82V251H81ZM29 254V253H28ZM51 254V253H50ZM74 254H76V253H74ZM135 254V253H134ZM247 254V253H246ZM26 255H27V253H26ZM30 255H32V251L30 252V254H29V256ZM72 255V254H71ZM86 255V254H85ZM28 256V255H27ZM27 256H26V258H27ZM52 256V255H51ZM80 256V255H79ZM104 256H105V252H103L102 254H101V257H100V261H102V262H104ZM112 256L113 257H119L120 255H118V254H112ZM29 258H31V257H28V259ZM80 260H82V258H83V256L81 255L80 257ZM190 261L193 263V264H203V263H201V262H199L198 260H196V259H190ZM147 264V263H146ZM261 264V263H260Z\"/></svg>",
  "mask_w": 264,
  "mask_h": 264
},
{
  "label": "crops",
  "instance_id": "obj_3",
  "mask_svg": "<svg viewBox=\"0 0 264 264\" xmlns=\"http://www.w3.org/2000/svg\"><path fill=\"white\" fill-rule=\"evenodd\" d=\"M97 1L99 9H104L106 12H118L122 9L111 0ZM142 2L133 5L130 9L139 14H192L208 9V2L205 0H146ZM230 2L234 4L236 11L247 10L245 13L234 14V17L248 16L249 13L253 16H264L261 0H218L221 4ZM253 9H257V12H252ZM221 42L225 45L222 53L225 68L234 70L235 82L239 84L252 80L250 84L262 90L264 96V37L254 36L252 41L246 37H239L234 41L226 38ZM254 48L256 51L260 50L259 57L255 55ZM243 60L259 61L246 63ZM249 67L250 70H247ZM129 124L130 140L135 148L147 157H162L172 148L177 147L181 139L188 137L204 139L210 153L208 161L210 169L191 173L189 181L182 185L156 188L146 194L133 197L135 208L191 206L204 197L227 193L234 189L235 172L228 167L231 155L226 142L213 130L207 119H196L193 106L186 105L175 110L143 109L132 115ZM262 173L264 175V171ZM238 174H240L239 171ZM260 201L264 211L261 195ZM5 241L7 242L0 237V264H74L40 254H33L28 259L20 246ZM117 264L142 263L127 261Z\"/></svg>",
  "mask_w": 264,
  "mask_h": 264
},
{
  "label": "built area",
  "instance_id": "obj_4",
  "mask_svg": "<svg viewBox=\"0 0 264 264\" xmlns=\"http://www.w3.org/2000/svg\"><path fill=\"white\" fill-rule=\"evenodd\" d=\"M208 9L210 11L211 16V23H212V31L210 36V53H211V65L212 69L215 74L216 78V85L218 88L219 96L222 102V106L224 109V115L227 123L228 133L229 137L232 143V146L235 148L239 144V138H238V125L234 118V112H233V106L230 100V88L234 82V76L233 73L230 72L225 68L223 56L221 52V41L218 40L217 37V30H216V23H217V0H209L208 1ZM253 94H251V97ZM240 174H242V170L238 167H236ZM244 188L247 190V184L245 179L243 180ZM254 226H255V238L257 245L260 248L261 251V264H264V252L263 248L261 246L263 245V241L261 239V236L259 234L257 225L255 220Z\"/></svg>",
  "mask_w": 264,
  "mask_h": 264
},
{
  "label": "water",
  "instance_id": "obj_5",
  "mask_svg": "<svg viewBox=\"0 0 264 264\" xmlns=\"http://www.w3.org/2000/svg\"><path fill=\"white\" fill-rule=\"evenodd\" d=\"M257 170H256V174H257V179L259 183V188H260L262 196H264V175L262 173L264 170L261 173H259Z\"/></svg>",
  "mask_w": 264,
  "mask_h": 264
},
{
  "label": "trees",
  "instance_id": "obj_6",
  "mask_svg": "<svg viewBox=\"0 0 264 264\" xmlns=\"http://www.w3.org/2000/svg\"><path fill=\"white\" fill-rule=\"evenodd\" d=\"M263 170H264V168L262 167V168H258L257 171H258L259 173H261ZM260 195H261V194H260ZM263 198H264V197H262V195H261V200H262ZM262 203H263V201H262ZM263 207H264V205H263Z\"/></svg>",
  "mask_w": 264,
  "mask_h": 264
}]
</instances>
